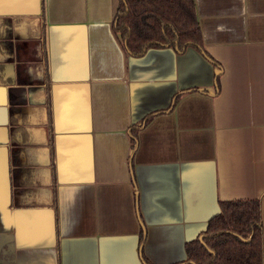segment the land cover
<instances>
[{
    "label": "crops",
    "instance_id": "1",
    "mask_svg": "<svg viewBox=\"0 0 264 264\" xmlns=\"http://www.w3.org/2000/svg\"><path fill=\"white\" fill-rule=\"evenodd\" d=\"M193 4L203 52L130 55L117 0H0V264H175L254 198L264 253V0Z\"/></svg>",
    "mask_w": 264,
    "mask_h": 264
},
{
    "label": "trees",
    "instance_id": "2",
    "mask_svg": "<svg viewBox=\"0 0 264 264\" xmlns=\"http://www.w3.org/2000/svg\"><path fill=\"white\" fill-rule=\"evenodd\" d=\"M116 6L112 27L128 54L140 55L150 46H169L176 53L187 47L202 51L193 0H117ZM217 78L218 73L214 79L218 89ZM219 204L220 211L207 220L205 231L185 244L186 259L175 264H263L259 200Z\"/></svg>",
    "mask_w": 264,
    "mask_h": 264
},
{
    "label": "rangeland",
    "instance_id": "3",
    "mask_svg": "<svg viewBox=\"0 0 264 264\" xmlns=\"http://www.w3.org/2000/svg\"><path fill=\"white\" fill-rule=\"evenodd\" d=\"M38 131H39L38 129L35 130V132H37V133H38ZM40 139H41V135H37L36 138H35V140H34L33 142L38 143L37 141L40 140ZM43 145H44V143H43ZM42 178H43V177H42ZM42 178H41V179H42ZM43 181L46 182L45 184L48 183V179H47V178H45L44 180H41V184L43 183Z\"/></svg>",
    "mask_w": 264,
    "mask_h": 264
},
{
    "label": "water",
    "instance_id": "4",
    "mask_svg": "<svg viewBox=\"0 0 264 264\" xmlns=\"http://www.w3.org/2000/svg\"><path fill=\"white\" fill-rule=\"evenodd\" d=\"M0 88L2 89L3 88V86H0ZM2 104H4V100L2 99V100H0V105H2Z\"/></svg>",
    "mask_w": 264,
    "mask_h": 264
}]
</instances>
